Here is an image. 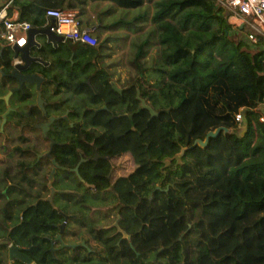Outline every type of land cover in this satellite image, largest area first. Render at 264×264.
<instances>
[{
	"label": "trees",
	"instance_id": "16d2710c",
	"mask_svg": "<svg viewBox=\"0 0 264 264\" xmlns=\"http://www.w3.org/2000/svg\"><path fill=\"white\" fill-rule=\"evenodd\" d=\"M9 1L19 19L39 31L47 28L49 8L80 14L89 2L101 1L124 9L147 4L152 13L145 17L148 32L130 62L136 77L122 94L112 89L109 72L100 66L106 42L99 35H92L96 47L43 42L38 52L48 64L36 65L31 72H39L48 83L57 82L53 93L64 87L82 104H49L52 110L69 108L75 121L73 128L63 119L53 125L69 135L67 144L51 151L66 167L54 174L52 202L46 200L51 163L37 161L22 146L28 141L24 134L17 136L15 148H4L0 264H5L10 245L37 264H264V46L252 49L241 39V30L232 27L214 0ZM153 49L152 62L146 65ZM12 54L10 47L0 51L5 73L11 69ZM14 83L5 79L3 86ZM23 92L12 95L16 109L7 116V122L16 120L22 126L21 131L34 129L28 113L41 121L38 107L29 106L34 90L26 85ZM138 94L157 116L150 118ZM23 102L28 104L23 107ZM0 104L1 114L6 108L3 101ZM113 107L118 108L115 117L110 114ZM218 127L228 131L209 138L205 147L193 146ZM53 131L50 134L61 142ZM182 148L183 155L174 158ZM95 149L103 156L96 161ZM106 156L122 161L121 166L128 156L134 168L113 183L106 175L114 162ZM81 158L87 159L79 166L83 181L72 171ZM111 183L117 196L102 192ZM121 196L130 197L132 205L124 207ZM94 201L105 203L106 216H121L120 227L129 239L102 227L93 213ZM123 212L131 213L135 230L124 226ZM63 222V236L73 235L76 224L102 250L94 251L85 240L84 246L75 247L55 241L51 251Z\"/></svg>",
	"mask_w": 264,
	"mask_h": 264
},
{
	"label": "rangeland",
	"instance_id": "374dc122",
	"mask_svg": "<svg viewBox=\"0 0 264 264\" xmlns=\"http://www.w3.org/2000/svg\"><path fill=\"white\" fill-rule=\"evenodd\" d=\"M150 12L152 13V6H149L147 4L135 9H124L110 2L104 3L101 1L89 2L85 7L84 11L80 14H77V11L75 12L76 20L80 23L82 27L86 25L92 27L96 26V34L99 35L100 38L106 42V48L102 52V61L100 62V66L107 69L110 74V77L112 78L111 81L115 82L118 88H122L124 85H127L136 77L135 68L130 62L137 50L138 45L143 40V38H145L148 32L147 30L149 28V25L147 24V21L149 17H145L149 15ZM141 15H144L143 19L137 18ZM240 36L241 39H245L244 31H241ZM36 39L39 41V43L42 44L46 41V39L42 35H38ZM153 53L154 49L149 52L148 56H146V60L144 61L146 65L152 62ZM32 89H34V87H32ZM27 104L28 102H23V107ZM80 104H82V102L78 96L68 102V105H71V107H78ZM1 106H3V104ZM261 111L264 114V109H262ZM9 134L11 136L15 135L16 140L17 136L21 134H24L25 136H31L33 138V136H36V134H38V129H35V132L31 134L29 132V129L21 131L18 127H14L13 125H11ZM22 146L25 148H31L32 144L25 143ZM46 148L47 146L44 142H38L36 150L43 152L44 150H46ZM0 152H4L3 146H0ZM124 160L127 161V163H125V166L118 167V171L115 175V178L124 177L130 171L133 170L134 166L131 161H129V157L127 156V158H124ZM2 168L3 166L0 163V171H2ZM98 196H101V194ZM119 198L120 202L124 204V207L132 205V203L130 202V197L121 196ZM1 202L2 201H0V206L2 207L3 204ZM59 203L62 204L61 201ZM93 203L97 205L98 202L94 201ZM109 203L110 201H107L106 204ZM94 204L93 207L95 208ZM104 204V202H100L94 209L93 213L95 214V217H97L98 215V217L101 219L99 221L100 223H102V227L112 228L110 224L114 222V218L112 216H106V211L108 210V207H105ZM101 205L104 206L100 207ZM123 215L126 218L124 226L128 227L131 230H135L137 228V225L134 224V222L132 221L131 213L123 212ZM72 230L74 231L73 235L63 236L62 239L65 244H80L82 242H85L86 240L91 249H94V251L99 252L102 250V247L97 245L94 240L90 239L83 231V229L80 228L78 225L73 224ZM111 233H113V231H111ZM69 253H72V251L70 250ZM4 263L7 264L6 259Z\"/></svg>",
	"mask_w": 264,
	"mask_h": 264
},
{
	"label": "built area",
	"instance_id": "2783aa9c",
	"mask_svg": "<svg viewBox=\"0 0 264 264\" xmlns=\"http://www.w3.org/2000/svg\"><path fill=\"white\" fill-rule=\"evenodd\" d=\"M214 1L228 14L232 27L244 31L245 40L251 47L264 46V0ZM45 17L48 20L47 28L53 34L91 47L98 45L90 29L82 27L76 20L75 12L49 8L45 11ZM0 26V39L12 49L27 45L31 25L19 19V12L12 7L11 1L0 7ZM236 119H242L241 113L236 115Z\"/></svg>",
	"mask_w": 264,
	"mask_h": 264
},
{
	"label": "flooded vegetation",
	"instance_id": "af4514ba",
	"mask_svg": "<svg viewBox=\"0 0 264 264\" xmlns=\"http://www.w3.org/2000/svg\"><path fill=\"white\" fill-rule=\"evenodd\" d=\"M60 44H66L68 46H72L73 44V41L69 40V39H62L60 42H57L55 44H52L54 46H60ZM42 47V44L40 43L39 47H33L32 50H31V55L33 58L37 59V61L33 62L31 64V67L29 68L28 72L29 73H32V69L34 66H38V65H45L47 61L43 60V57L39 54V50L41 49ZM38 74L40 76H42L39 72ZM5 78V77H4ZM45 78V77H44ZM3 80H0V88L3 87ZM16 83H14L13 87L11 88H16L18 87V82L16 80H14ZM48 81H50L49 79L45 78L44 81L41 83V86H40V89L39 91L36 90L35 88V84H27V83H24V86L25 87L26 85L30 86V88L34 87V94L33 96L30 97V100L33 101L32 103L29 104V106H33V107H37V106H34L35 102H36V99H37V96L38 94L40 93V96L41 98L45 101V105H44V108H45V113L41 111V121H39L37 123V117H34V119L32 120V116H30V114L28 113V120L29 122L33 125L34 129H30L29 128V132L31 134H33L35 132V129L37 130L38 129V134H36V136H33V138L31 136H27L28 138V141L27 143H31L32 144V147L31 148H28L31 152H33L36 156V159L37 161H44L46 163L50 162L51 163V169H50V172L52 170V167L54 165L53 161H55V159L52 157L51 155V151L53 149V147L55 145H64V144H67V141H65L64 139L66 138L65 136H68L69 134L68 133H64V129L60 128V129H54L53 128V125L54 123L57 121V120H65L68 125H69V128H73L74 127V124H75V121L73 119H71V115H70V109L67 108V107H64V109L62 111H59V110H52L51 108H49V104L51 103H54V101H65V100H71L73 98H75V95L74 94H71L69 91H67L64 87H61V90L59 93H53L52 91V87H58V83L55 82V81H51V83H48ZM111 80H110V85H111ZM112 87V86H111ZM126 86L124 85L121 89H124ZM50 89V90H49ZM116 92V91H115ZM24 93V92H23ZM118 93V92H117ZM120 94V93H119ZM141 104V103H140ZM14 105V104H13ZM18 105V104H17ZM20 105V103H19ZM11 107V112L12 111H15L16 107L15 105L14 106H10ZM106 108V107H104ZM7 109H5L1 114H0V128L7 125L8 122H7V118H6V121L5 123L3 124V119H2V115L6 112ZM94 111H97L96 109ZM118 111V108L117 107H113L110 114H112V117H115V114L113 112H117ZM10 113V112H9ZM53 118V120L51 121V119ZM15 121L12 122V125L14 127H18L19 130L21 129L22 126H17L15 124ZM60 125H62V123H60ZM62 127V126H61ZM68 128V130L70 131V129ZM52 129L54 130V134H57L58 136H60V139H63L61 142H57L54 138V136L52 134H50V132H52ZM27 130V129H26ZM33 130V131H32ZM77 131L74 130L73 131V134L72 135H76ZM69 139V137L67 138V140ZM38 142H44L47 146L46 150H44L43 152L41 151H38L36 150L37 148V145H38ZM100 157H103V156H100L98 155L97 153V150L95 149V153L92 157L93 160H98ZM105 158V156H104ZM106 159L112 164V162L114 161H111L110 157L109 156H106ZM87 159H84V158H81L77 165H78V172L75 171V168H72V171L75 173V175L78 177V179L80 181H83V179L81 178V176L79 175V166L82 162L86 161ZM56 162V161H55ZM120 162L122 161H118V162H114V166L112 165L109 169H108V173H107V178L108 179H113V183L114 182H118L120 179H123V178H126L128 176V174L124 177H119V178H115V175L118 171V167L121 166ZM132 163V162H131ZM57 167H56V170H55V173L57 171V169H62V170H66V167L64 166H60L57 162ZM49 172V174H50ZM54 173V174H55ZM48 174V176H49ZM64 177V176H63ZM54 178V176H53ZM49 181V180H48ZM53 182V181H52ZM111 183L110 186L108 188H105L102 190V192H106V191H112L114 194H116V196L119 194V191L118 189H116L115 187V184ZM48 185V184H47ZM87 185V184H86ZM88 186V185H87ZM118 216V214H117ZM117 219V217L115 218V220ZM114 220V222H115ZM120 221H121V218L118 222V226L120 227ZM114 222H112L110 224V226H112V229H113V233L112 235H116L119 237V239H123L125 237H123L122 233L121 232H118L117 231V227L113 226ZM65 226H66V223H65ZM108 226V227H110ZM59 228H60V225H59ZM106 228V227H104ZM65 229V227H64ZM64 229H63V232H64ZM121 230H124L123 228L120 227ZM60 231V229H59ZM63 232H62V238H63ZM59 234V232H58ZM57 234V235H58ZM57 237V236H56ZM55 237V238H56ZM55 238L52 240L53 243L56 241ZM127 239V238H126ZM63 241V239H62ZM59 242V241H58ZM60 243V242H59ZM75 246H78V245H85V242H82L80 244L76 243L74 244ZM60 246H61V243H60ZM74 246V247H75ZM90 251V249H88Z\"/></svg>",
	"mask_w": 264,
	"mask_h": 264
},
{
	"label": "water",
	"instance_id": "95a60500",
	"mask_svg": "<svg viewBox=\"0 0 264 264\" xmlns=\"http://www.w3.org/2000/svg\"><path fill=\"white\" fill-rule=\"evenodd\" d=\"M240 28H242V26H240ZM92 29H90L91 31ZM37 33H42L46 36L47 41L55 44L57 42H60L63 37L58 36L53 34L52 32H50L49 28H46L45 30H35L33 28L30 29L29 34H28V43L26 46L24 47H14L13 48V55L11 56V69L8 72H3L2 67L0 68L1 72H2V76H4L5 78L8 79H13L16 80L18 82V87L16 88H11L6 94L5 96H0V100H3L6 104H8L9 98L16 92H23L24 91V83L27 84H35V88L37 91H39L41 83L44 81V77L40 76L37 72H32L29 73L28 70L31 67V64L35 61H37V59L33 58L31 55V50L33 47H39V43L35 40V36ZM15 60H18L19 63H16ZM111 86L112 89L120 94H122L123 89L118 88L117 85L115 84V82H111ZM137 99H140V103L142 108H145L149 111L150 114V118L157 116L158 112H156L150 105H148L143 99H141L139 97V94L137 95ZM45 101L41 98L40 93L37 96L36 102L34 104V106H37L40 110H42L45 113ZM11 107L8 106L6 112L2 115V119H3V124L6 121V117L9 114V112H11ZM53 120V118L51 119V121ZM2 128V127H1ZM221 131H223L224 133H226L228 131L227 128L225 127H218L214 130L209 131L204 140L201 139H196L193 143V146L199 145L201 147H205L209 141V138L211 137H215L216 135H218ZM186 148H182L181 151L176 154L174 156V158H180ZM54 165L52 167V170L48 176V187L50 188V193L49 195L46 197V200L49 202H52L53 199V195L55 193L54 188L52 187V181H53V176L57 167V164L55 161H53ZM78 170V165L75 168V171ZM121 216L118 215L117 219L115 220L113 226L117 227V231L121 232L123 237L129 239L130 235L127 234V232L125 230H121L120 227L118 226V222L120 220ZM65 227V222L60 224V231L59 234L57 235V237L55 238L56 241H59L61 243V247L63 246H71L74 247L75 245H67L62 241V232L63 229ZM51 251L54 250L53 248V241H51ZM7 254H8V258H9V264H13L14 261H20L23 264H37L36 262L32 261V259L25 254L18 246L15 245H10L7 249Z\"/></svg>",
	"mask_w": 264,
	"mask_h": 264
},
{
	"label": "crops",
	"instance_id": "0c3cea01",
	"mask_svg": "<svg viewBox=\"0 0 264 264\" xmlns=\"http://www.w3.org/2000/svg\"><path fill=\"white\" fill-rule=\"evenodd\" d=\"M9 1V0H8ZM7 1V2H8ZM5 0H0V7H2L5 3H7ZM105 3V2H104ZM0 29H1V26H0ZM89 29H92L91 30V34L92 35H96V29H97V27L96 26H90V28ZM38 35H44V34H36V36H35V40L39 43V41L36 39V37L38 36ZM44 38L46 39V41H47V38H46V36L44 35ZM48 42V41H47ZM50 43V42H49ZM40 44V43H39ZM42 44V43H41ZM52 44V43H51ZM54 46V45H53ZM4 47H10V46H8L7 44H6V42H4L3 40H1L0 39V51L4 48ZM11 48V47H10ZM12 49V48H11ZM13 50V49H12ZM13 55V54H12ZM11 55V56H12ZM15 62L16 63H19V61L18 60H15ZM48 63L46 62V64L45 65H47ZM2 66H1V64H0V68H1ZM3 74H2V72H1V70H0V80H8V78H4V76H2ZM1 89V93H0V96H5V94L11 89V87H9L8 86V84L7 85H5V86H3V87H1L0 88ZM3 92V93H2ZM11 98H12V96L9 98V101H8V104H6L3 100H1V101H3L4 102V105H5V108L7 109V107L8 106H12V104H11ZM8 116V115H7ZM7 118V117H6ZM10 124V125H9ZM11 125H12V122H9L8 121V124L6 125V126H3L2 128H0V146H3V148H6V147H8L9 149L11 148H15L18 144H16V143H18L17 141H16V136L15 135H13V136H11L10 134H9V132H10V127H11ZM6 157H5V154H4V152L3 153H1L0 152V159H5ZM6 254H7V252H6ZM7 257H8V254H7ZM14 263V262H13ZM7 264H9V258H7Z\"/></svg>",
	"mask_w": 264,
	"mask_h": 264
}]
</instances>
